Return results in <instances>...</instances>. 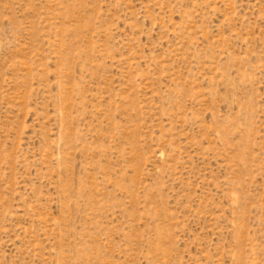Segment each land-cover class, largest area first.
Segmentation results:
<instances>
[{"label": "rangeland", "instance_id": "1", "mask_svg": "<svg viewBox=\"0 0 264 264\" xmlns=\"http://www.w3.org/2000/svg\"><path fill=\"white\" fill-rule=\"evenodd\" d=\"M0 264H264V0H0Z\"/></svg>", "mask_w": 264, "mask_h": 264}]
</instances>
